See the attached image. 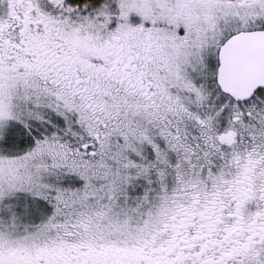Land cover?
<instances>
[{"label": "snow or ice", "instance_id": "1", "mask_svg": "<svg viewBox=\"0 0 264 264\" xmlns=\"http://www.w3.org/2000/svg\"><path fill=\"white\" fill-rule=\"evenodd\" d=\"M0 264H264V0H0Z\"/></svg>", "mask_w": 264, "mask_h": 264}]
</instances>
